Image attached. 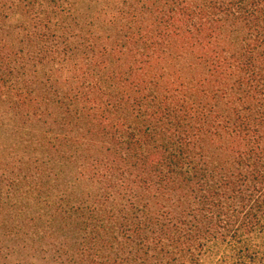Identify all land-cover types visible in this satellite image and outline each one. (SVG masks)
<instances>
[{"label":"trees","instance_id":"obj_1","mask_svg":"<svg viewBox=\"0 0 264 264\" xmlns=\"http://www.w3.org/2000/svg\"><path fill=\"white\" fill-rule=\"evenodd\" d=\"M0 264H264V0H0Z\"/></svg>","mask_w":264,"mask_h":264},{"label":"rangeland","instance_id":"obj_2","mask_svg":"<svg viewBox=\"0 0 264 264\" xmlns=\"http://www.w3.org/2000/svg\"><path fill=\"white\" fill-rule=\"evenodd\" d=\"M85 4L88 3L91 0H82Z\"/></svg>","mask_w":264,"mask_h":264}]
</instances>
